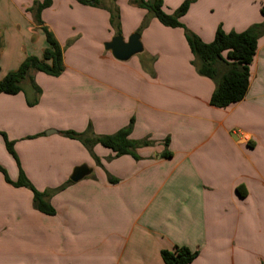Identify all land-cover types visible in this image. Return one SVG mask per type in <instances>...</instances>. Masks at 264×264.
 Listing matches in <instances>:
<instances>
[{"label": "crops", "instance_id": "0c3cea01", "mask_svg": "<svg viewBox=\"0 0 264 264\" xmlns=\"http://www.w3.org/2000/svg\"><path fill=\"white\" fill-rule=\"evenodd\" d=\"M35 1L0 0L4 77L48 46L29 11ZM162 1L174 14L185 0ZM114 2L125 40L148 20L138 33L143 52L119 61L105 50L117 35L104 1L52 0L41 17L63 50V73L33 71L23 92L0 95V132L15 143L30 183L53 191L55 210L38 211L32 192L0 172L1 264H165L161 252L179 246L199 252L191 264H264V35L246 97L217 108L215 84L198 73L184 30L130 0ZM263 7L196 0L181 21L211 43L218 27L241 33L263 23ZM131 120L130 139L149 143L136 149L138 159L100 144L91 153L63 135H113ZM4 165L17 181L19 165L0 135ZM83 165L90 174L71 181Z\"/></svg>", "mask_w": 264, "mask_h": 264}, {"label": "trees", "instance_id": "16d2710c", "mask_svg": "<svg viewBox=\"0 0 264 264\" xmlns=\"http://www.w3.org/2000/svg\"><path fill=\"white\" fill-rule=\"evenodd\" d=\"M75 1L95 8L99 7L101 1H104V8L110 14L111 27L115 30L117 36L121 35L120 12L114 0ZM195 1L185 0L174 14H167L163 10L162 0H130V3L146 10L164 26L182 28L184 30L187 43L195 57L194 64L198 73L209 78L215 84V90L210 100L211 105L226 109L244 100L248 93L251 76L250 68L257 53L258 39L264 35V21L241 33H226L221 27H218L214 41L205 43L199 36L186 28L181 21L189 11L191 4ZM51 5L52 0L35 1L33 7L29 10L33 15L35 24L43 31L46 37L48 46L43 52V58L29 56L16 71L8 73L0 81V95H17L23 92L22 82L30 79L33 71L52 77H59L63 73V50L54 34L44 25L41 17L42 12L51 7ZM261 13L264 17V7ZM147 25L148 20L145 19L137 33H140ZM28 104L33 105L34 103L28 102ZM132 128L133 120L127 127L113 135L98 137L92 135L90 129L85 134L65 132L63 135L80 141L91 153L93 147L100 144L115 153L117 158L128 155L138 159L135 153L136 149L140 146H147L149 143L147 141L138 142L131 140ZM0 135L4 139L8 153L17 161L20 170L19 178L14 182L9 178L7 171L0 166V172L3 174L5 181L14 187L29 189L33 194L35 208L47 215H54L55 210L48 202V194L39 192L21 169L14 150L15 143L10 141L6 134L0 132ZM162 156L165 158L171 157V153L165 152ZM198 255V251H192L184 246L161 252V258L165 264H191L197 259Z\"/></svg>", "mask_w": 264, "mask_h": 264}, {"label": "water", "instance_id": "95a60500", "mask_svg": "<svg viewBox=\"0 0 264 264\" xmlns=\"http://www.w3.org/2000/svg\"><path fill=\"white\" fill-rule=\"evenodd\" d=\"M104 47L119 61H128L133 56L143 52V45L138 33L132 34L127 40L121 35L115 36L111 41L105 43ZM90 172L91 170L86 165L77 167L71 176V181L78 182Z\"/></svg>", "mask_w": 264, "mask_h": 264}, {"label": "rangeland", "instance_id": "374dc122", "mask_svg": "<svg viewBox=\"0 0 264 264\" xmlns=\"http://www.w3.org/2000/svg\"><path fill=\"white\" fill-rule=\"evenodd\" d=\"M3 39H2V41L0 42V46L2 47L3 46ZM3 64H4V62L2 63V67H3ZM20 67V66H19ZM3 74V72L1 73V71H0V80L2 79H4L5 77H4V75H2ZM27 85V84H26ZM4 168H5V170L6 171H8L7 169H6V167H5V165H4ZM8 173V172H7ZM51 190V189H50ZM47 190L46 192V194H49V195H52L53 194V191L51 190ZM4 259V256H2V258H1V260H0V264L2 263V260Z\"/></svg>", "mask_w": 264, "mask_h": 264}]
</instances>
